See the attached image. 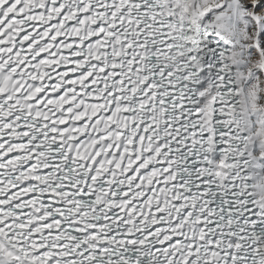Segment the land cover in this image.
Returning a JSON list of instances; mask_svg holds the SVG:
<instances>
[{
  "label": "snow or ice",
  "instance_id": "6c2138e0",
  "mask_svg": "<svg viewBox=\"0 0 264 264\" xmlns=\"http://www.w3.org/2000/svg\"><path fill=\"white\" fill-rule=\"evenodd\" d=\"M0 264H264V0H0Z\"/></svg>",
  "mask_w": 264,
  "mask_h": 264
}]
</instances>
